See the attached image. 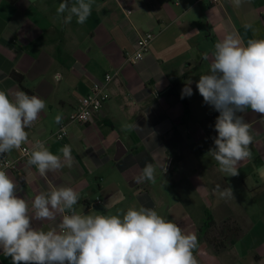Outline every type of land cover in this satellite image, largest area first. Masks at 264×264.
Segmentation results:
<instances>
[{
    "label": "crops",
    "instance_id": "crops-1",
    "mask_svg": "<svg viewBox=\"0 0 264 264\" xmlns=\"http://www.w3.org/2000/svg\"><path fill=\"white\" fill-rule=\"evenodd\" d=\"M60 3L0 0V90L10 95L22 90L46 101V109L26 129L30 148L44 140L60 155L69 144L74 157L72 167L44 176L27 165L28 157L20 159L8 173L22 189L18 194L31 206L40 191L70 186L80 193L74 207L81 213L154 208L197 235L198 264H264V116L251 109L241 114L251 125L252 156L238 162L237 176L227 177L207 154L214 147L219 113L196 89L199 76L210 70L215 44L226 35L245 44L264 38V0H241L239 6L234 0H92L91 15L82 25L75 18L63 23L56 12ZM148 31L153 34L148 51L141 60L128 61L138 37ZM11 72L22 76L21 85ZM106 73L112 75L109 99L92 121L67 122L79 98ZM190 79L193 94L182 99ZM57 115L66 122L61 141L55 138ZM127 124L138 128L126 131ZM7 156L17 159L19 152ZM146 162L156 166V182L136 184L134 177ZM218 183L231 186L234 199L215 195ZM204 209L218 224L230 219L241 229L232 246L213 251L200 238ZM55 223L34 221L43 229ZM0 264H12L11 258L0 252Z\"/></svg>",
    "mask_w": 264,
    "mask_h": 264
},
{
    "label": "clouds",
    "instance_id": "clouds-1",
    "mask_svg": "<svg viewBox=\"0 0 264 264\" xmlns=\"http://www.w3.org/2000/svg\"><path fill=\"white\" fill-rule=\"evenodd\" d=\"M234 3L239 6L241 0ZM56 12L63 23L75 18L82 25L91 15L92 0H61ZM203 59L208 60L209 54ZM191 84V79L185 82L182 99L193 94ZM196 89L204 103L219 113L214 147L207 154L221 173L237 176V164L251 158L254 140L251 125L241 114L251 109L264 116V38L248 39L245 44L234 34L226 35L215 44L210 70L199 76ZM45 109L46 101L36 95L22 90L10 95L0 90V158L29 143L26 129ZM61 122L62 116L57 115L55 123ZM135 128L138 125L124 126L126 131ZM46 145L44 140L32 143L28 166H35L41 176L73 166L71 145L65 144L60 155ZM9 166L5 162L0 167V252L11 258L12 264H198L194 255L197 235L165 219L154 208L129 207L111 215L81 213L74 207L80 193L70 186L42 190L30 206L18 194L22 189L4 170ZM156 172V166L146 162L134 182L155 183ZM212 192L220 199H234L231 186L222 188L218 183ZM34 221L56 223L43 229Z\"/></svg>",
    "mask_w": 264,
    "mask_h": 264
},
{
    "label": "built area",
    "instance_id": "built-area-1",
    "mask_svg": "<svg viewBox=\"0 0 264 264\" xmlns=\"http://www.w3.org/2000/svg\"><path fill=\"white\" fill-rule=\"evenodd\" d=\"M212 4H216L219 2H224L226 0H209ZM124 13L129 14L130 10L128 8H124ZM153 38V34L151 32H145L141 34L136 41V49L135 51L127 58L128 61L134 63L141 60L146 52L148 51V46ZM112 80V75L106 73L103 76L102 81L96 82L92 85L91 90L81 96L77 101L74 108L70 111V113L66 116V121L69 123H80L85 124L92 121L93 114L96 113L103 104L109 99V94L107 92V84ZM66 136V122L62 121L59 124L58 131L55 133V138L57 140H63ZM31 148L25 144L22 145L21 149L18 150L19 157L17 159H11L9 156L2 157L0 160V167L6 162L10 166L4 169L7 174L16 170L18 167V163L20 159L28 157L27 153Z\"/></svg>",
    "mask_w": 264,
    "mask_h": 264
},
{
    "label": "trees",
    "instance_id": "trees-1",
    "mask_svg": "<svg viewBox=\"0 0 264 264\" xmlns=\"http://www.w3.org/2000/svg\"><path fill=\"white\" fill-rule=\"evenodd\" d=\"M10 76L21 85L22 76L16 72H11ZM184 101V100H183ZM184 107L187 109L186 102ZM198 234L213 251L228 248L232 246L241 235V229L230 219L224 220L222 223H217L209 210L202 211V222L198 226Z\"/></svg>",
    "mask_w": 264,
    "mask_h": 264
}]
</instances>
